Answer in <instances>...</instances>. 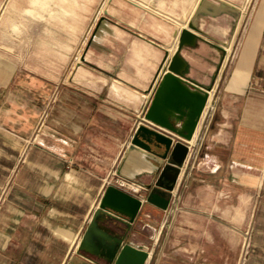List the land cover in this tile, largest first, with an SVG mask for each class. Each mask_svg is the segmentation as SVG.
<instances>
[{
  "label": "crops",
  "instance_id": "1",
  "mask_svg": "<svg viewBox=\"0 0 264 264\" xmlns=\"http://www.w3.org/2000/svg\"><path fill=\"white\" fill-rule=\"evenodd\" d=\"M199 2L0 0V264H108L81 242L108 184L151 190L150 161L123 160L136 127L186 140L144 117L183 29L182 76L209 96L169 204L109 219L144 264H264V0L230 62L229 14L194 25Z\"/></svg>",
  "mask_w": 264,
  "mask_h": 264
},
{
  "label": "water",
  "instance_id": "2",
  "mask_svg": "<svg viewBox=\"0 0 264 264\" xmlns=\"http://www.w3.org/2000/svg\"><path fill=\"white\" fill-rule=\"evenodd\" d=\"M194 37L195 34L188 29L182 30L177 48L157 81L151 101L144 112L146 119L165 126L186 140L192 139L209 96L207 89L189 82L181 73L179 48L185 43H191ZM185 141L144 123L138 124L123 160L131 159L138 163L150 161L148 172L153 174V179L146 186L151 190L142 199L115 184H108L85 229L82 245L87 244L94 249L100 247L108 264L145 263L149 252L124 241L125 234L114 230L109 218L130 226L145 203H155L167 208L169 196L159 193L158 187L166 192L174 189L189 152V144ZM118 171L121 173V170ZM168 171L171 173L167 174ZM164 178L166 182L163 181ZM100 214L107 217H100ZM107 229L116 233H104Z\"/></svg>",
  "mask_w": 264,
  "mask_h": 264
},
{
  "label": "rangeland",
  "instance_id": "3",
  "mask_svg": "<svg viewBox=\"0 0 264 264\" xmlns=\"http://www.w3.org/2000/svg\"><path fill=\"white\" fill-rule=\"evenodd\" d=\"M217 4L215 2H212L210 0H200L199 4L196 7L195 14L191 16L190 21L196 25L195 22V16L197 13L200 11L206 12L208 14H220V13H228V19H229V32L226 37L221 39L220 41H227L229 40L232 36V32L235 29V36H234V42H233V48L231 53L229 54L227 58V62H230L231 59L234 57L235 54V47L237 46V41L239 39L238 36V30L241 27L243 18L245 17L246 13L250 9L253 0H236L238 2L245 1V13H242L241 7L238 5H234L232 2H223L222 0H216ZM55 7V5H54ZM42 12L43 13H53V0H50L49 3H46L45 0H42ZM234 35V34H233ZM179 42V41H178ZM178 45V44H177ZM225 51L224 48L222 47V54H221V60L224 59Z\"/></svg>",
  "mask_w": 264,
  "mask_h": 264
},
{
  "label": "built area",
  "instance_id": "4",
  "mask_svg": "<svg viewBox=\"0 0 264 264\" xmlns=\"http://www.w3.org/2000/svg\"><path fill=\"white\" fill-rule=\"evenodd\" d=\"M43 116H44V114H43ZM36 133H37V132H35V133L33 134V136L31 137V140H34V139H35V137H36ZM244 246H245V250H246V249L248 248V246H249V239H246V240H245Z\"/></svg>",
  "mask_w": 264,
  "mask_h": 264
}]
</instances>
